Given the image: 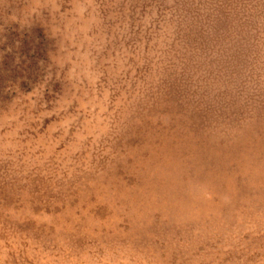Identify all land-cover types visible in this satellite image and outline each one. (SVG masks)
<instances>
[{
	"label": "rangeland",
	"instance_id": "obj_1",
	"mask_svg": "<svg viewBox=\"0 0 264 264\" xmlns=\"http://www.w3.org/2000/svg\"><path fill=\"white\" fill-rule=\"evenodd\" d=\"M0 264H264V0H0Z\"/></svg>",
	"mask_w": 264,
	"mask_h": 264
}]
</instances>
